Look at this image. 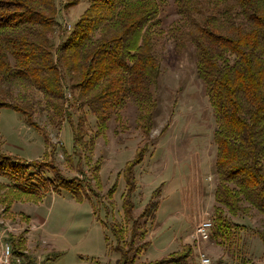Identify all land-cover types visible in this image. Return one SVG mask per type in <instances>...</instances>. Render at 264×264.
<instances>
[{
	"label": "trees",
	"instance_id": "16d2710c",
	"mask_svg": "<svg viewBox=\"0 0 264 264\" xmlns=\"http://www.w3.org/2000/svg\"><path fill=\"white\" fill-rule=\"evenodd\" d=\"M78 1L66 0L63 8L67 10ZM175 3L178 14L188 22L185 29L178 28L177 45L183 48L189 42L193 47L196 74L203 83L215 123L214 165L218 183L209 237L227 250L238 252L243 226L227 215L246 213L251 207L264 214V0ZM57 14L55 0H0V108L13 109L27 125L40 130L32 118L33 98L29 93L37 91L41 98L50 100L57 121H66L71 128L69 160L73 155L80 157V146H93L112 116L120 122L127 103L135 106L136 124L143 137L123 167L124 222L114 224L110 230L117 243L113 250L120 254L116 264H135L137 256L149 245L146 241L135 245V241L142 239L147 230L134 225L127 239L125 223L133 218L134 168L148 151L157 108L155 90L160 61L154 53V34L160 23V2L88 0L67 38L60 36L62 39L55 44L51 35L60 27ZM65 89L72 94L69 101ZM14 91L18 101L13 99ZM84 107L95 118L94 132H88L86 127ZM69 108L80 112L76 123ZM40 132L50 146L45 133ZM49 152H45L46 157ZM47 172L53 177L46 176ZM0 177L8 181L1 184L2 188L16 196L25 195L26 200L37 202L46 192L64 191L76 202H90L96 213L92 196L97 195L91 184L64 176L52 160L25 161L0 152ZM95 179L99 185V177ZM160 193L161 186L152 191L139 217L155 220ZM99 221L105 226L103 220ZM10 238L13 254H19L23 237ZM131 251L133 256L128 255ZM194 262L193 247L186 243L164 257L139 264Z\"/></svg>",
	"mask_w": 264,
	"mask_h": 264
},
{
	"label": "rangeland",
	"instance_id": "374dc122",
	"mask_svg": "<svg viewBox=\"0 0 264 264\" xmlns=\"http://www.w3.org/2000/svg\"><path fill=\"white\" fill-rule=\"evenodd\" d=\"M65 2L55 0L60 24L58 31L51 35L55 44L60 41V36L67 38L88 6V0H79L75 6L65 10ZM159 2L160 23L154 34V53L160 61V76L155 90L157 108L148 151L134 168L133 218L125 223L127 230L124 235L128 239L134 225L136 229L147 230L142 239L135 241V245L145 241L149 243L147 250L137 256L135 262L138 264L164 257L186 243L193 247L195 264H200L201 254L209 259L208 264H264V214L254 207L236 216L227 215L232 222L243 226L238 252L227 250L210 237L204 241L194 234V227L201 218L205 215L212 217L215 204L214 191L218 183L214 165L215 123L203 83L196 74L193 47L189 42L183 48L177 45V31L185 29L188 22L178 14L175 0ZM16 93L14 91L13 99L18 101ZM29 96L33 98L32 118L45 133L50 146L45 144L40 130L27 125L13 109L3 107L0 108V152L25 161L50 163L52 160L64 176L90 183L97 195L92 196L96 213L90 202L75 203L64 191L60 194L46 192L37 202L26 200L27 196H16L8 188H2L1 184L8 181L0 177L2 240L12 245L10 236L23 237L20 253L13 255L18 264H116L120 254L113 250L117 243L110 230L114 224L124 222L121 197L125 189L123 167L133 157L143 137L136 124L135 106L127 103L121 111L120 122L112 116L107 121L106 131L94 139L92 147L80 146V157L77 158L79 154L73 155L67 160V154L72 150L69 124L57 121L50 100L41 98L37 91L30 92ZM65 97L68 101L72 99L70 89H65ZM69 110L76 123L80 112L75 108ZM83 111L88 132L96 131L94 116L86 107ZM46 151H50L49 157H46ZM46 176L53 177L48 172ZM94 176L97 180L99 177L100 186ZM83 181L81 183L85 187ZM113 185L114 191L109 195ZM158 186H161V193L155 220L139 217ZM68 200L74 201L73 204ZM41 216L49 218L46 227L41 223ZM131 252L129 256H133Z\"/></svg>",
	"mask_w": 264,
	"mask_h": 264
},
{
	"label": "built area",
	"instance_id": "2783aa9c",
	"mask_svg": "<svg viewBox=\"0 0 264 264\" xmlns=\"http://www.w3.org/2000/svg\"><path fill=\"white\" fill-rule=\"evenodd\" d=\"M211 227V218L205 215L194 227V234L200 240L209 239V229ZM13 248L7 241H3L0 236V264H18L13 260ZM209 259L201 254L200 264H208Z\"/></svg>",
	"mask_w": 264,
	"mask_h": 264
},
{
	"label": "crops",
	"instance_id": "0c3cea01",
	"mask_svg": "<svg viewBox=\"0 0 264 264\" xmlns=\"http://www.w3.org/2000/svg\"><path fill=\"white\" fill-rule=\"evenodd\" d=\"M67 202H69V203H72V204H73V202H74V201L72 202V201H69V200H68ZM75 203H77V202H75ZM48 217L50 218V215H48ZM39 218H42V222H41V223H42V224L44 223V227H46V226H47V224H48V219H49V218H48V219H46V218H47V216H46V217H43V216H41V217H39Z\"/></svg>",
	"mask_w": 264,
	"mask_h": 264
}]
</instances>
